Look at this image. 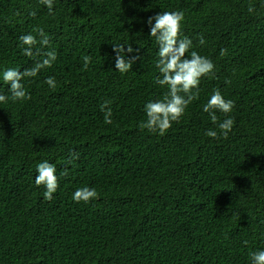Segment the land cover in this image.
I'll return each instance as SVG.
<instances>
[{"label":"trees","instance_id":"16d2710c","mask_svg":"<svg viewBox=\"0 0 264 264\" xmlns=\"http://www.w3.org/2000/svg\"><path fill=\"white\" fill-rule=\"evenodd\" d=\"M164 11L184 13L186 57L196 51L215 67L161 135L139 124L144 105L167 91L154 82L148 24ZM36 27L57 59L21 80L31 99L13 102L2 74L43 59L25 56L19 40ZM114 44L135 58L125 73ZM214 89L235 104L227 139L203 111ZM0 94V264H250L249 253L264 250V0H54L51 14L39 0H0ZM43 161L56 167L51 200L34 182ZM82 187L98 197L74 202Z\"/></svg>","mask_w":264,"mask_h":264},{"label":"clouds","instance_id":"9594fccd","mask_svg":"<svg viewBox=\"0 0 264 264\" xmlns=\"http://www.w3.org/2000/svg\"><path fill=\"white\" fill-rule=\"evenodd\" d=\"M40 4L47 7L48 12L51 14L53 10L54 0H39ZM248 11L254 12L253 6L248 7ZM184 18L182 11H164L157 13L154 17H149L148 24L150 27V37L155 38L158 45L157 58L155 61V68L158 69L159 75L155 78V83L161 87H167L161 99L149 101L144 105L146 113V121L139 124L141 130L147 129L150 133L164 134L173 122L179 121L184 115L188 105L195 99H198V88L200 78L207 76L213 72L215 67L211 59L199 55L196 51L191 52L190 58L186 57V53L192 47V41L187 38H180L181 22ZM155 23L152 24V21ZM36 35L27 34L19 37L22 45H26L23 54L28 57L42 56L43 59L37 61L31 68H25L24 71H19L16 68H7L3 71L2 79L4 84H10L11 100L31 99L30 94L26 93L21 80L28 77H36L41 69L50 68L57 59V53L54 49L42 51L49 45V37L41 27L33 28L32 30ZM37 37L40 39L37 40ZM41 46L33 52V46ZM206 42L201 36L199 44L204 45ZM126 44H114L113 51L116 52L115 69L121 73H125L131 69L132 63L135 58L130 60L124 59ZM127 52H133L130 44H127ZM227 50L221 49L220 55H226ZM84 68L87 69L91 62L90 56L83 57ZM50 89L56 88L55 77L49 76L44 81ZM196 90L195 92L193 90ZM8 97L0 94V103H6ZM112 103L110 100H105L101 104V111L105 113L104 123H112V110L109 105ZM235 104L232 100H225L219 89H214L208 101L203 105V111L208 114L210 121L217 126L219 136L227 139L228 133L232 130L234 120L227 117ZM225 114L227 118L223 121H218L216 112ZM205 136L213 139L218 138V132L212 129L204 133ZM79 156L73 153L72 159H78ZM37 175L34 182L37 187L43 186L46 190L43 193L45 200H51L53 193L59 187L58 177L56 175V167L48 161H43L37 164ZM62 175H67L65 170ZM98 197V193L94 188L82 187L78 188L72 195V200L76 203H88L92 199ZM247 244V241L244 242ZM250 264H264V250L252 251L249 253Z\"/></svg>","mask_w":264,"mask_h":264}]
</instances>
